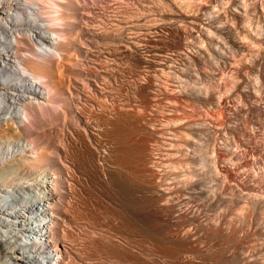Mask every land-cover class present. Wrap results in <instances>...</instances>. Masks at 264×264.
I'll list each match as a JSON object with an SVG mask.
<instances>
[{
  "label": "bare ground",
  "instance_id": "1",
  "mask_svg": "<svg viewBox=\"0 0 264 264\" xmlns=\"http://www.w3.org/2000/svg\"><path fill=\"white\" fill-rule=\"evenodd\" d=\"M209 1H205L206 8L201 14L197 10V13L184 15L193 23L192 28L187 30L180 26L181 31L175 30L177 32L174 26L171 28L176 35L168 40L172 52L166 56L159 55L161 58L158 56L157 61L145 53L152 46L148 43L154 42L155 38H150L152 31L149 26L147 32L139 26H120L121 30L109 29L102 33L82 29L103 44L99 62L93 58L99 71L93 72L92 67V70L79 68L84 64L75 61L77 56L71 53L73 49L78 50L89 58L90 49L78 46L80 40L76 43L77 39L66 38L67 31L80 29L79 18H83L86 12V9L81 10L79 0H0V179L7 173L16 176L24 169L30 175L36 172L34 178L30 175L26 177L28 180L17 177L12 186L0 187V264H98L99 260H95L94 256L84 254L85 243L77 246L70 242L73 231L68 233L66 230L79 226L86 232H95L98 228L61 208L79 182V179H74L79 173L76 176L69 164L62 160V155L68 159V149L72 153L68 148L70 146H74L72 149L78 153L77 160L81 159V162L84 161L82 164L88 165L106 157L109 148L106 147V140L124 143L131 132L136 136H153L157 133L155 128L160 126L164 130L171 126L176 133L168 154L177 159V164L185 166L187 178L184 183L193 175H199V170H204L206 165L201 159L207 157L208 147L213 152V164L208 167L212 166L214 170L210 168V171L218 174V177L214 175L221 190L216 196L222 203L228 188L242 195L240 186L233 187V182L228 180L230 177L233 179L242 173L251 179L264 176V166H260V162H264V139L260 138L264 127V0ZM192 3L188 4V8L193 6ZM168 22L165 20V23ZM256 23L255 28L253 25ZM152 49H149L150 52ZM108 57H112L109 62L106 61ZM64 72L70 75L68 86ZM67 73L66 77H69ZM70 73L76 74L75 79L82 81L84 86L82 83L75 85ZM85 75L89 77L88 82L82 77ZM85 86L93 89L96 96L87 94ZM83 98L86 103L82 101L85 104L81 107ZM56 101L63 102L64 110L61 107L60 111L54 110ZM226 110L229 111L227 123L228 120L223 118ZM62 119L65 122L60 124L63 126L62 135L56 136H62L66 143L60 144L61 150L53 152L57 156L54 160L53 154L46 149L52 139L49 140L51 136L46 129L54 121L59 124ZM234 138L237 140L234 145L252 156V163L250 159L247 161L250 164L238 162V166L233 167L235 169L229 166L227 156L221 154V149L232 151L231 154L234 152L231 146ZM154 160L149 154L145 162L153 163ZM70 180L74 182L69 183ZM182 181L174 186H165L167 189L151 191L146 200L167 197L179 190ZM67 183L71 186L68 187ZM217 183L214 185L218 188ZM256 194L252 193L253 198L250 194L251 198L242 195L233 200L243 202L242 205L253 213L256 209H264L263 196L258 198ZM152 210L153 215L166 226H180L188 220L192 223L199 221L192 211L174 214L173 205L154 203ZM36 221L41 222L40 229L34 227ZM198 225L201 226V223ZM208 227L209 230L222 231L220 226L217 228L210 224ZM101 229L104 231V228ZM106 232L110 231L107 229ZM109 234H105L106 238L112 240ZM173 235L181 238L179 233Z\"/></svg>",
  "mask_w": 264,
  "mask_h": 264
},
{
  "label": "rangeland",
  "instance_id": "2",
  "mask_svg": "<svg viewBox=\"0 0 264 264\" xmlns=\"http://www.w3.org/2000/svg\"><path fill=\"white\" fill-rule=\"evenodd\" d=\"M79 1L81 2L82 0ZM205 1H207V3H210V1L208 2V0H195V1L185 0V3L184 0H176V1L173 0V2L172 0H83L81 2V6H82L81 10L86 9V12H84L83 10L82 11L84 12L83 18L81 17L79 18V22L81 23L80 29L74 28L71 32L67 31L66 38L68 39L71 37L70 39H74V40L77 39L76 43L80 40V42L77 43L78 46L84 49H90V55L88 56L89 58H87V56L85 55H82V53L78 50L75 51L73 49L71 50L72 51L71 53H74L75 57L77 56L78 58H80L78 59L76 57L75 61H78L80 63L82 62V64H84L81 65L82 67L78 66L79 68H82V70L85 68L87 70V68L90 69L92 67L94 69L93 72H95V71H99V66L96 63L99 62L98 60L99 57L101 56V50H103L102 47L103 44L100 43L102 41L97 40L99 41L97 42L96 38L90 37L87 34H85L83 30L86 29L85 32L87 30H95L102 33L105 30L110 31L116 28H119L116 30H121L120 29L121 27L129 28L132 26L133 27L139 26L146 32L149 29L152 31V35L150 33L149 35L151 37L150 36L149 37L150 38L155 37L153 38L154 40H152L155 42V44L154 42H151L148 43V45L149 44L152 45L149 49L153 48L152 49L153 52L151 51L152 52L151 53L149 49L146 50L147 52H145V50L143 51L148 55L147 57L153 59L154 61L155 60L157 61L158 60L157 57L159 55L165 54L164 56H166V54L168 55L169 52L170 53L172 52L171 47L169 48V45L171 44L170 42H168V40L173 39V36H176L175 32L177 31L175 30L181 31V27L183 28L185 27L188 30V28L190 29L193 27V23L192 22L190 23V19L185 16L187 15V13L191 14L190 12L197 13V10L198 13L201 14V12L205 11L204 8H206L207 3ZM190 2L193 4V6L188 8L190 6L188 5L190 4ZM202 2L204 3L202 4ZM179 7L182 11L179 9ZM183 8L185 12L183 11ZM192 8L195 9L192 10ZM199 8L202 10L200 11ZM171 12L175 16H172ZM176 12L178 13V15ZM180 12L183 14L180 15ZM144 15L147 18L144 17ZM166 18L167 19L170 18V19L167 20ZM164 19L167 22L168 21L174 22V20H176L174 22L175 25L174 24L171 25L172 24L171 22H170L171 24H169V22L165 23ZM114 22L117 23V25ZM177 23L180 25H178ZM257 25L258 24L256 23V25L253 26L256 28ZM147 26H149L150 28L148 27L149 28L148 29ZM173 26L175 32L173 31V29H171ZM151 27L152 29L156 27L161 29L152 30ZM155 30H157V32L153 33ZM162 35L165 36V38ZM81 39L85 42H81L82 41ZM79 43H81V45H79ZM95 50L98 52H96ZM93 58L95 60L97 59L96 60L97 62ZM159 58L161 57L159 56ZM110 60H112V57L106 58V61L109 62ZM91 64L97 68H94L93 66H91ZM64 73H63L65 76L64 78H66L65 84L67 85L69 84V80L71 79H70V75L67 72ZM66 73L67 75H69V77L68 76L66 77ZM70 74L72 81L75 82V85L77 84L78 86L82 83V81L80 82L78 81V79H75L77 77L76 74H72V73ZM82 77L86 79L84 81L88 82L89 77H87L86 75ZM66 85L65 87L68 86ZM72 86H74V84H72ZM86 86H85L86 93L89 95L91 94L92 96H96V92L93 89L90 90L91 88H89V86L88 87ZM76 94L77 91L75 92V95ZM92 96L90 97L93 98ZM82 101L86 103L85 98H83L81 102ZM83 102L80 103L81 107H83L82 104H85ZM62 103H63L62 101H56L55 102L56 107L54 110L60 111L61 108L62 110H64L65 106H63L64 104ZM224 114L225 116H223V118L228 121L226 122L225 120L223 121L227 123L229 122L228 119L229 111L226 110ZM68 118L69 117H67L66 119L69 120ZM64 119H62V121L59 120L60 121V122L58 121L59 124L57 123V121H54L53 123H56V126L55 124L53 126V123H51L50 128L47 127L46 129L49 136H51L49 140L52 138L50 140V144L48 143L49 145L46 148L48 152L50 151L49 153H51V155L53 154L54 151L56 152L57 150H59V148L61 150L62 146L60 144L64 145L63 143H66L64 139H61L62 136L61 138H58L60 134L62 135L61 132L63 131L62 130L63 126L61 125L65 123ZM58 125L59 127H57ZM51 126H53L55 129ZM159 127L155 128V130L153 129L155 132H157L153 136H148V135L146 136V134L145 135L139 134L136 136V134H133L131 132L124 143L123 142L111 143L106 140L107 143L106 147L107 148L109 147L108 149L106 148L107 149L105 155L106 157L101 160H96L94 161V163L92 162L91 164L87 163L88 165L82 164L84 161L81 162V159L80 160L78 159L80 162L77 160V157H79L78 153L75 152L74 149H72L74 146L72 147L69 145L70 147L68 148H71L70 151H72V153L73 152L75 153L72 154L71 152H69L68 149V155H69V157H67L68 159H66L65 155H62L63 159L62 158L61 159L63 160L64 163H66V165L69 164L68 166L71 169H73L75 175L79 173L78 174L79 176L76 175L77 178L74 177V179L77 180L79 179V182L76 183L77 185H75L72 194L68 195L69 199L67 198L63 201L62 205L64 207L61 206V208L62 209L64 208L65 211H67L70 215H73L74 217L76 216V218L78 219H85L91 224H93L95 227L96 226L98 227L96 230L94 229L95 232H89V231L86 232L84 229H81L82 227L79 226L78 228L73 226V228L70 230L69 228H67L66 230L68 233L69 231L70 232L73 231L72 233H70L73 242L72 241L70 242L73 244L75 243L77 246L83 245L85 243L84 245L86 249L84 254L89 253L92 256H94L95 260L97 261L99 260L97 262L98 264H124V263L125 264H135V263L136 264H264V209L259 208L252 213L250 210H248L245 206L242 205L243 202L233 200L237 196L241 197L243 195L244 197V195H246L247 193L248 194L245 196V198L248 197V195L249 198L251 197L253 198L252 193L253 194L257 193L258 195L256 194V196H258V198L259 197L261 198L263 196L264 199V179H263L264 176H262L263 174L257 178H252L253 180L251 179V177L249 178L243 173L240 174V176L233 177L234 180L232 179V177H230L228 180L230 182H233L232 184L233 187L235 185H236L235 187H237L238 185L240 186L239 187V189H241L240 194L242 195H237L232 189L228 188L225 194L226 199H224L222 203V201L219 200L218 196H216L217 192L221 190L217 183L218 179L215 178L218 174L213 171L214 169L212 166L210 167L211 169H213L212 171H210L211 169L208 167L213 164L211 163L213 156V152L211 151V149L208 147L207 157L201 159V161L204 160V163L206 165L203 166L204 170H199L200 172L199 175L196 176L193 175L190 180L188 179L189 181H186L187 183L186 182L184 183V180H186L187 178L185 176L186 174V171L184 170L185 166L177 164L178 163L176 161L177 159L173 158V156H170L168 154L169 150L171 149L170 145L174 139L173 138L174 133L176 132L173 131L171 126L165 127L164 130ZM52 134H54V136ZM263 137H264V127H262L260 131V138L262 140L264 139ZM57 138L60 139L61 141L57 140ZM235 138L238 140L237 137ZM234 139L231 140V142L234 141ZM236 139L234 142L237 141ZM56 141H58V143L59 142L61 143L58 144ZM234 142L232 143L233 145L237 144V142L236 143ZM124 144L127 146H125ZM232 144L231 146L233 148V151L237 154V155L235 154L236 156L234 155V152L232 153L234 156L231 154L232 151L228 152L225 151L224 149H221V152L222 151L223 152L222 153L220 152L222 155L225 154L224 156H227L226 159L228 161L229 166L231 165L232 168L235 167L236 165L238 166L239 164L238 162H240V164L249 163V162L252 163V159H250L252 158L251 154L250 155L248 153L245 154L246 151L244 149H242L238 145L233 146ZM234 148L236 151L234 150ZM117 150L119 151V153ZM227 153H230L229 155H231V157L227 155ZM149 154L151 155L153 160L155 159L153 163L150 162L151 164L145 162V159ZM210 154L212 155L210 156ZM71 156L72 158H70ZM142 156H144L143 157L144 159H142ZM52 157H53L52 159L54 160L55 158H57L55 153L52 155ZM127 158H129V160ZM208 158L209 160L207 161L206 159ZM248 160L249 162H247ZM124 161L125 163H123ZM205 161L207 163L209 162V165ZM233 162H237V163L235 164ZM202 163L203 162H201L200 165H202ZM260 166L263 167L264 162L262 163L260 162ZM78 168L80 169L82 168L83 170L82 169L78 170ZM205 171L208 173V175ZM39 173L40 172L38 171L37 174L38 176ZM29 175L30 174L26 172V169L20 171L16 176L15 174L13 175L7 173L3 176L2 179H0V187L2 185L12 186L11 183L14 184L16 181L14 179H16L17 177H23L22 178L23 180H28V178L26 177H29ZM35 175L36 172L31 174L30 178H34ZM121 175L123 177H121ZM213 176L216 182H214ZM177 180L179 181L183 180L182 181L183 183H181V186H179V190H176L173 193L168 194L167 197H163V199L158 198V200L156 199L150 200L152 201V203L149 200H146L147 196L151 195V191L156 190L158 188L167 189V187L166 188L164 187L176 185L179 182ZM73 182H74L73 180H70L69 183H73ZM69 183H67L68 187L71 186V184L69 185ZM216 183L219 188V190L217 191L216 189L218 188L216 187V185H214ZM178 184H180V182ZM215 196L216 198H214ZM154 203L162 206L173 205V209L175 211L174 214L176 213L181 214L182 212H187V211L195 212L196 217L198 216L197 217V219L199 220L198 223H201V226L198 225L197 222L192 223V221L190 220L184 221V223L180 224V226H166L164 225L163 222H161L157 217L153 215L152 209ZM239 209H241V211ZM234 215L236 218L234 217ZM210 224H213L214 226L216 225V227L220 226L221 228L220 227L219 228L222 231L218 232L217 230L218 232L217 233L216 230H209L210 228L208 226ZM33 225L37 229L41 228V222L36 221ZM101 228H104V231H102ZM107 229L108 231H110L109 232L110 234L106 232ZM62 232L63 231H61V234ZM175 233H179L181 238H175L173 235ZM105 234H109L112 240L107 239ZM246 255L248 256V258Z\"/></svg>",
  "mask_w": 264,
  "mask_h": 264
}]
</instances>
